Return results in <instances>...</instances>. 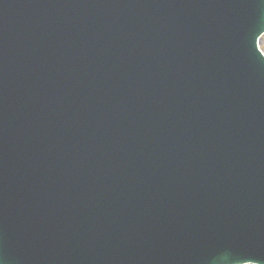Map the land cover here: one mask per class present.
<instances>
[{
    "label": "water",
    "instance_id": "water-1",
    "mask_svg": "<svg viewBox=\"0 0 264 264\" xmlns=\"http://www.w3.org/2000/svg\"><path fill=\"white\" fill-rule=\"evenodd\" d=\"M264 0H0V264H264Z\"/></svg>",
    "mask_w": 264,
    "mask_h": 264
},
{
    "label": "rangeland",
    "instance_id": "rangeland-1",
    "mask_svg": "<svg viewBox=\"0 0 264 264\" xmlns=\"http://www.w3.org/2000/svg\"><path fill=\"white\" fill-rule=\"evenodd\" d=\"M259 47L261 48V50H262L263 53H264V36L262 37V39H261L260 42H259Z\"/></svg>",
    "mask_w": 264,
    "mask_h": 264
}]
</instances>
